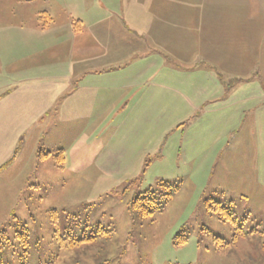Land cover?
Here are the masks:
<instances>
[{
  "label": "rangeland",
  "instance_id": "1",
  "mask_svg": "<svg viewBox=\"0 0 264 264\" xmlns=\"http://www.w3.org/2000/svg\"><path fill=\"white\" fill-rule=\"evenodd\" d=\"M122 4L115 0L107 6L114 25L121 19ZM177 4L174 13L181 20L190 19L196 5H222V0ZM147 13L155 17L154 10ZM110 28V36L101 37L117 44L121 32L117 26L105 27ZM146 45L148 54L149 40ZM178 60L173 63L179 68L189 65L187 59ZM178 77L188 78L185 73ZM177 91L164 97L156 112L153 106H146L145 113L131 105L125 116L115 117L112 143L126 133L123 124L130 123V134L135 132L130 137L132 162L115 169L102 167L106 154L101 144L107 134L111 138L110 129L101 128L106 123H86L82 145L73 135H56L55 130L45 137L25 132L9 162L0 166V264H264V191L254 187L256 177L248 169H233L240 161L222 157L227 145L222 142V103L204 98L188 103L184 91ZM136 117L139 122H133ZM179 122L183 125L176 127ZM41 123L34 126L44 127ZM148 143L158 146L160 159L135 161L133 150ZM59 149L61 168L52 158ZM48 151L51 156L41 157ZM97 158H102L99 164ZM161 178L178 186L169 201L146 218L129 212L138 194L148 188L163 190L156 184ZM212 201L228 202L236 223L219 220L207 208ZM237 226L245 235L217 246L214 238L230 242ZM181 235L186 240L176 244Z\"/></svg>",
  "mask_w": 264,
  "mask_h": 264
},
{
  "label": "crops",
  "instance_id": "2",
  "mask_svg": "<svg viewBox=\"0 0 264 264\" xmlns=\"http://www.w3.org/2000/svg\"><path fill=\"white\" fill-rule=\"evenodd\" d=\"M43 1L38 6L36 0H0V166L25 132L45 137L55 130L82 145V131L94 121L111 131L101 144L102 167L132 162L135 132L123 124L126 133L112 143L115 117L125 116L131 105L145 113L153 106L156 112L164 97L181 88L188 103L201 98L222 103L227 142L222 157L240 161L233 169H248L256 177L254 187L264 191V0L196 5L192 17L181 20L174 13L177 0H122L117 25L107 10L115 0ZM41 12L51 17L44 28ZM111 26L121 32L117 44L101 37L110 36L105 27ZM178 59L189 65L179 68L173 63ZM180 72L186 81H179ZM38 122L45 126H34ZM133 156L143 163L146 157L160 159L155 143L134 149Z\"/></svg>",
  "mask_w": 264,
  "mask_h": 264
},
{
  "label": "trees",
  "instance_id": "3",
  "mask_svg": "<svg viewBox=\"0 0 264 264\" xmlns=\"http://www.w3.org/2000/svg\"><path fill=\"white\" fill-rule=\"evenodd\" d=\"M38 19L40 20L41 27L44 28L46 27L49 22L51 21V17L49 14L46 12H41L38 16ZM51 156L50 153H44L41 155V157H49ZM53 160L55 161L56 165L58 167H62L63 164V154L62 150H58L56 154L52 157ZM157 187L163 188L161 192H158L159 190L157 189H149L144 191L143 193L138 194L129 204V212L132 214L140 217V218H146L149 216H152L154 212L160 210L164 204H166L169 199L172 196V193L176 191L178 186L176 184H170L166 182H158ZM156 187V188H157ZM228 203V202H227ZM227 203L222 204L220 202L212 201L211 204L207 205V208L215 213L218 217L219 220L222 222H231V223H236V218L234 215V212L232 210V207L230 205H227ZM237 229L239 232L235 233L233 235V239L228 242L224 241L222 238H214L216 241L217 246H224V245H229L230 243H234L235 239L240 236V235H245L244 231L241 230L240 226H237ZM99 228L97 231L99 232ZM104 233H108L105 232ZM180 238V241L176 242V244L183 243L186 238L185 236H177ZM94 237H88L85 238V240H91ZM264 247V243L262 244ZM2 248V242H0V249Z\"/></svg>",
  "mask_w": 264,
  "mask_h": 264
}]
</instances>
